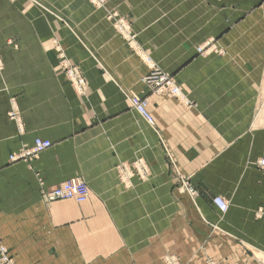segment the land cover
<instances>
[{
  "label": "crops",
  "instance_id": "obj_1",
  "mask_svg": "<svg viewBox=\"0 0 264 264\" xmlns=\"http://www.w3.org/2000/svg\"><path fill=\"white\" fill-rule=\"evenodd\" d=\"M103 5L0 0V238L14 264H164L165 253L183 264H260L264 174L252 163L264 157V0ZM152 67L179 97L147 87ZM10 96L20 131L7 118ZM130 96L147 98L153 124ZM35 138L52 145L31 169L8 160ZM137 158L148 177L123 181L116 166ZM73 176L89 188L84 202L42 199Z\"/></svg>",
  "mask_w": 264,
  "mask_h": 264
},
{
  "label": "bare ground",
  "instance_id": "obj_2",
  "mask_svg": "<svg viewBox=\"0 0 264 264\" xmlns=\"http://www.w3.org/2000/svg\"><path fill=\"white\" fill-rule=\"evenodd\" d=\"M92 3H94L96 6H102L104 4V0H90ZM116 13H112L109 15V18H112L114 21V25L118 30H122L124 32H129V26L126 24L124 19L121 17H116ZM66 76L69 78L70 81H72L74 84L77 85L79 89L83 87V79L80 76V72L77 70L74 66H67L66 67ZM144 82L146 85L151 89L152 92H160L163 90H167L172 96L179 97L181 94L179 85L169 76L168 74H165L159 69H156L154 67L150 68L148 73L144 76ZM16 100L13 98H10V106H11V112L10 115H12V119L16 122L17 128L19 130L22 129V122L20 119V114L18 111V106L15 102ZM130 102L132 106L142 115V117L149 123L153 124L152 117L150 114L146 111L145 108V102L146 98H142V100H138L134 96H130ZM145 116H148L149 119H147ZM42 142H46V145L44 146ZM51 147V142L49 140H44L41 138H35L33 141V144L30 147H22L18 153H15L12 155L11 159L16 160L19 158H35L40 152L43 150ZM26 153H30V155H26ZM30 159V160H31ZM256 165L259 169L264 170V158H260L256 161ZM118 172L122 179L131 178L132 171H134V175L139 174L140 176H144L147 172L146 165L143 160L137 159L130 165L122 163L118 167ZM129 178V179H130ZM128 179V180H129ZM67 182H74V183H82L85 186V195H83L84 200L83 201H77L75 197H80L77 192L70 191V194L74 197L71 198H55V199H47L45 197L46 194H51L53 191L59 189L63 195L67 194L68 188L64 187V184ZM89 196V188L87 184L78 177H71L68 178L62 182H60L55 187L45 190L43 192V199L45 202L49 203L55 200H73L77 203L84 202ZM50 197H54V195H51ZM216 199L221 200L222 205H224V209H221L220 206L216 203ZM213 204L216 206L218 211L221 213L226 212L228 205L224 198L222 197H215L213 199ZM260 216V212L258 214V217ZM0 264H14V260L11 257V255L8 252V249L6 245L3 243V241L0 239ZM171 264H177L175 261H172ZM206 264H215L213 261H208Z\"/></svg>",
  "mask_w": 264,
  "mask_h": 264
},
{
  "label": "rangeland",
  "instance_id": "obj_3",
  "mask_svg": "<svg viewBox=\"0 0 264 264\" xmlns=\"http://www.w3.org/2000/svg\"><path fill=\"white\" fill-rule=\"evenodd\" d=\"M87 1H89V3H91V4H94V3H92V1H90V0H87ZM107 1L108 0H104V5H103V7L102 8H104L105 6H106V3H107ZM2 69V60H1V56H0V70ZM172 78V77H171ZM143 80H144V78H143ZM146 84V83H145ZM148 87V86H147ZM149 88V87H148ZM150 89V88H149ZM10 98H13V99H15L16 100V97H14V96H10L9 98H8V102L10 101ZM138 100H142V99H140V98H138V97H136ZM146 97H144V99H145ZM147 99V98H146ZM16 102V104H17V106H18V103H17V101H15ZM145 106H146V102H145ZM11 106H10V102H9V108H8V111H7V118L9 119V120H11V121H13L14 122V124L16 125V127H17V124H16V122L12 119V115H10V112H11ZM18 111H19V107H18ZM20 114V113H19ZM18 129V128H17ZM19 130V129H18ZM20 131V130H19ZM34 141V140H33ZM33 144V142L29 145V144H22V145H20L17 149H15V150H13V151H11L10 153H9V155H8V160L10 161V162H23V163H25L27 166H28V168H30L31 169V165H32V163L39 157V155L44 151H42V152H40L35 158H33V159H31V158H19V159H16V160H13V159H11V157H12V155L13 154H15V153H18L19 151H20V149L22 148V147H30L31 145ZM51 145H52V143H51ZM48 149V148H47ZM46 150V149H45ZM169 158V157H168ZM260 158H264V157H258L257 159H255L254 161H253V165L262 173V174H264V170H261V169H259L258 167H257V165H256V161L258 160V159H260ZM31 159V160H30ZM137 159H140V158H137ZM136 159V160H137ZM141 160H143V159H141ZM169 160H170V162H171V166H172V175H173V177H174V182H176L177 183V185L178 186H180V187H183V189L190 195V196H193L194 195V191H193V189H191L192 187L190 186V184H189V181H188V179L186 178V177H184L183 175H182V173H181V171L176 167V165H174L173 164V162H172V160H171V158H169ZM135 161V160H134ZM134 161H132V163L134 162ZM144 161V160H143ZM122 163H124V162H121V163H119L117 166H116V169H117V167L120 165V164H122ZM144 163H145V165H146V168H147V172H146V174L142 177V176H140L139 174H135L134 175V171H132V175H131V178L132 177H134V176H137L140 180H145L147 177H148V175H149V167H148V165H147V163L144 161ZM125 164H128V163H125ZM131 164V163H130ZM130 164H128V165H130ZM117 172H118V169H117ZM118 175H119V177L121 178V176H120V174H119V172H118ZM73 177H77V176H73ZM71 178V177H70ZM78 178H80V177H78ZM130 178V177H129ZM129 178H127V179H122L123 181H128V179ZM130 178V179H131ZM68 179V178H67ZM81 179V178H80ZM66 180V179H65ZM46 190H49V189H46ZM45 191V189L41 192V196H42V199H43V192ZM217 196H219V197H222V196H220V195H216V196H214L213 198H212V204H213V199L215 198V197H217ZM194 197V196H193ZM222 198H224V197H222ZM225 199V198H224ZM225 201L227 202V205H228V201L225 199ZM47 203V202H46ZM214 205V204H213ZM215 206V205H214ZM216 207V206H215ZM217 209V208H216ZM228 209V208H227ZM218 210V209H217ZM227 211V210H226ZM218 212H220V211H218ZM259 212H260V216L258 217V214H259ZM221 213V212H220ZM225 213V212H224ZM255 216L257 217V218H263L264 217V210H263V208L262 207H258L257 209H256V211H255ZM1 239V238H0ZM2 240V239H1ZM4 243V242H3ZM7 247V246H6ZM8 249V248H7ZM250 251H251V253H252V255H254L255 253H256V251L254 250V249H250ZM9 252V251H8ZM261 252V251H260ZM262 253V252H261ZM263 254V253H262ZM12 257V256H11ZM13 258V257H12ZM261 260L259 261V263L260 264H264V259L261 257L260 258ZM162 260H163V263L164 264H171V262L172 261H175L177 264H183L180 260H179V258L175 255V254H172V253H165L164 255H163V257H162ZM208 261H213L215 264H219L217 261H215L213 258H211V257H206L205 259H204V261H203V264H206Z\"/></svg>",
  "mask_w": 264,
  "mask_h": 264
},
{
  "label": "built area",
  "instance_id": "obj_4",
  "mask_svg": "<svg viewBox=\"0 0 264 264\" xmlns=\"http://www.w3.org/2000/svg\"><path fill=\"white\" fill-rule=\"evenodd\" d=\"M145 117L149 119L148 116ZM42 144L45 146L46 142H42ZM26 155H30V153H26ZM64 187L68 188L67 194L63 195L62 192L59 189H57L53 191L51 194H46L45 197L50 200L55 198H71L74 196L70 194V191H73L81 195L80 197H75L77 201L84 200L83 195H85L86 189L82 183L67 182L66 184H64ZM51 195H54V197H50ZM216 203L220 206L221 209H224V205H222L221 200L216 199Z\"/></svg>",
  "mask_w": 264,
  "mask_h": 264
}]
</instances>
